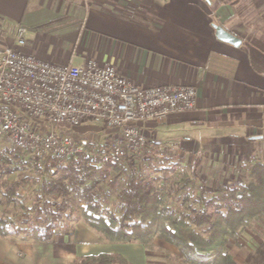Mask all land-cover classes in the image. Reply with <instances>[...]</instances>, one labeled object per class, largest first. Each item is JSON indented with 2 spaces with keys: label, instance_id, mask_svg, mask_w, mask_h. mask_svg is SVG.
Segmentation results:
<instances>
[{
  "label": "crops",
  "instance_id": "crops-1",
  "mask_svg": "<svg viewBox=\"0 0 264 264\" xmlns=\"http://www.w3.org/2000/svg\"><path fill=\"white\" fill-rule=\"evenodd\" d=\"M18 25L23 47L10 38ZM212 25L240 45L217 40ZM0 47L56 66L107 63L140 87L195 86L197 111L141 130L153 140L146 156L190 170L197 186L241 185L264 162V0H0ZM82 126L72 135L91 143ZM73 231L46 243L0 237V264H73L107 248L81 221Z\"/></svg>",
  "mask_w": 264,
  "mask_h": 264
},
{
  "label": "trees",
  "instance_id": "trees-1",
  "mask_svg": "<svg viewBox=\"0 0 264 264\" xmlns=\"http://www.w3.org/2000/svg\"><path fill=\"white\" fill-rule=\"evenodd\" d=\"M108 143H85L80 157L45 156L38 174L15 144L1 148L0 237L17 235L46 243L60 223L81 221L109 244L135 243L146 252H159L154 245L159 240L177 250L176 256L164 252L175 262L237 264L229 252V240L243 232L264 236L263 161L252 164L246 185H221L210 195L203 187H195V176L167 167L160 154L148 157L145 152V171L137 169L138 154L128 152L119 165L93 161L94 148ZM24 170L32 174L13 185L2 180ZM170 179L175 181L168 185ZM20 187H26L24 194ZM114 193L117 201L109 210L106 202ZM73 264L131 263L121 254L101 252L76 257ZM242 264H264V238Z\"/></svg>",
  "mask_w": 264,
  "mask_h": 264
},
{
  "label": "built area",
  "instance_id": "built-area-1",
  "mask_svg": "<svg viewBox=\"0 0 264 264\" xmlns=\"http://www.w3.org/2000/svg\"><path fill=\"white\" fill-rule=\"evenodd\" d=\"M25 34V27L15 28L16 47L25 45ZM196 101L192 85L140 87L107 63L56 66L0 47V139L25 152L35 174L45 156L83 155L85 143L72 131L94 121L110 131V140L94 148L91 159L119 165L127 152L138 154L146 146L141 125L195 112Z\"/></svg>",
  "mask_w": 264,
  "mask_h": 264
},
{
  "label": "rangeland",
  "instance_id": "rangeland-1",
  "mask_svg": "<svg viewBox=\"0 0 264 264\" xmlns=\"http://www.w3.org/2000/svg\"><path fill=\"white\" fill-rule=\"evenodd\" d=\"M10 38H12V40H13V37H10ZM83 126L92 128L90 131H88L89 132V137H88L89 140L88 139L87 140L89 142L95 143V141H96L97 145H100L101 143H103V139L105 137H106L105 140H110V137L108 136L109 130L104 127V124L102 122L94 121V122L83 124ZM91 136H93V137H91ZM151 140H152L151 138H147V143H148V141H151ZM9 144H10V141L1 139L0 140V149L3 147H8ZM96 148H99V147H96ZM147 148H148V146H145L143 148V150L138 153L139 162L137 165V169H139V170L145 171L147 169L146 159H145L146 157L144 156L145 151L150 149V148H148V149ZM169 165L170 164H167V166H169ZM185 171H187V173H188L190 170L189 171L185 170ZM31 174H32L31 171L24 170V171L12 174L9 177L3 176L2 180L7 181L8 185H13L14 181L21 180L22 178H24L28 175H31ZM246 174L248 175V171H246ZM163 175H165V174H163ZM174 181L175 180L170 179V180H168L167 184L169 185V183L174 182ZM244 182L245 183H243L241 185H239V184H229V185H232L235 187H241L243 185H246L247 180L246 181L244 180ZM3 183H5V182H3ZM167 184H165V185H167ZM122 187H123V183H121L119 185L118 192H120ZM195 187L199 188V187H203V186L195 185ZM217 187L218 186L208 184L203 188L206 189L207 193H209L211 195ZM25 188L26 187H22V188L20 187L19 191L24 194ZM161 189L163 190L164 186ZM171 190L174 191V189H171ZM192 197H194V196H192ZM116 201H117V193L109 195L108 200L106 202L107 209H109V210L114 209ZM15 212L16 211H13L12 213H15ZM66 222H68V223H66ZM77 222H79V221H76L74 223H69L68 220H65L64 222L60 223V225L63 226L62 230L58 229L55 236H57V235L59 236L63 232L69 231V233H70L69 235L72 236V239H73V235L75 234V232L73 231V227H74L75 223L77 224ZM83 225H85V224H83ZM64 226H66L65 227L66 230L64 229ZM58 233H60V234H58ZM17 237H19V236H17ZM263 238H264V236H261V235L251 234L250 232H243V233H240L239 235H237L236 239L229 240V252L232 255V257L234 258V260L236 261V263L242 264L244 262L245 258L249 254H253L254 251L262 244ZM82 239L83 238H81V240ZM99 240L102 243L104 242L102 239H99ZM104 243L107 244V248L94 247L91 251H89V253H86V254H97V253H101V252L121 254L123 257L126 256L128 258V259L127 258L126 259L131 264H140L141 259L143 260V264H182L180 262H175V261L170 260L169 258L165 257L164 252H168L171 255H175V256L178 255V252L174 247H172V246H170V245H168L162 241H159V240H156L154 242V245L157 248L162 250L159 252L158 251L146 252L140 244H135V243L134 244H114L116 246H112L113 244H109L106 242H104ZM141 253H142V255H141Z\"/></svg>",
  "mask_w": 264,
  "mask_h": 264
},
{
  "label": "water",
  "instance_id": "water-1",
  "mask_svg": "<svg viewBox=\"0 0 264 264\" xmlns=\"http://www.w3.org/2000/svg\"><path fill=\"white\" fill-rule=\"evenodd\" d=\"M212 28L214 30V34L217 40L230 44L232 46H239L240 40L237 39L234 35L230 34L226 30H224L219 25H212Z\"/></svg>",
  "mask_w": 264,
  "mask_h": 264
}]
</instances>
